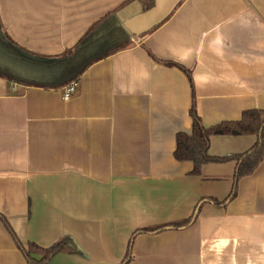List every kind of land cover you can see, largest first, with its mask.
<instances>
[{"label": "crops", "instance_id": "obj_1", "mask_svg": "<svg viewBox=\"0 0 264 264\" xmlns=\"http://www.w3.org/2000/svg\"><path fill=\"white\" fill-rule=\"evenodd\" d=\"M125 1L0 0V22L20 47L56 56ZM141 4L122 13L131 45L92 65L71 99L0 77V264H27L3 219L24 247L67 237L83 252L49 264H120L138 229L230 194L236 162L192 175L174 158L176 135L192 131L193 88L207 128L264 111V0ZM256 141L213 136L209 152L241 154ZM129 264H264V159L226 206L206 202L187 228L136 236Z\"/></svg>", "mask_w": 264, "mask_h": 264}, {"label": "trees", "instance_id": "obj_2", "mask_svg": "<svg viewBox=\"0 0 264 264\" xmlns=\"http://www.w3.org/2000/svg\"><path fill=\"white\" fill-rule=\"evenodd\" d=\"M136 0H127L118 10L111 11L95 22L77 43L56 56H42L31 53L15 43L4 31L0 22V56L11 62L26 66L39 73V76L29 78L14 71L12 68L0 64V77L9 82L44 89H62L79 78L95 63L104 60L118 52L127 49L132 42L131 35L123 27L122 10L126 5ZM141 12H147L156 6V0H139ZM157 25L145 31L143 35L155 30ZM167 67H177L187 73L191 83V73L183 66L172 61L157 59ZM193 87V86H192ZM192 131L176 135L174 158L179 162L189 161L193 164L192 175L199 176L204 165L209 163L236 162V171L233 177V187L228 197L223 201L217 199H202L196 206L193 214L183 220L162 224L155 227L138 229L130 238L126 255L120 264H129L133 259V245L136 236L142 233H160L168 229H184L189 227L199 215L201 207L211 202L216 207H224L237 196L239 181L254 173L264 159V111L254 109L244 111L238 121H225L212 127H205L195 106L193 88V102L190 109ZM213 136H256L257 141L246 152L241 154L214 157L210 154V140ZM7 229L13 235L17 246L23 252L27 264H49L51 259L60 254L82 255L83 252L70 238H62L48 248L29 243L24 247L15 237L8 223L3 219Z\"/></svg>", "mask_w": 264, "mask_h": 264}, {"label": "water", "instance_id": "obj_3", "mask_svg": "<svg viewBox=\"0 0 264 264\" xmlns=\"http://www.w3.org/2000/svg\"><path fill=\"white\" fill-rule=\"evenodd\" d=\"M133 3V2H132ZM126 9L124 8L121 12L123 13ZM123 25V24H122ZM124 27V26H123ZM128 32V31H127ZM129 33V32H128ZM130 34V33H129ZM0 64L6 65L10 68H12L14 71L20 73L21 75H24L29 78H34L36 76H39L40 74L37 72H34L33 70H30L26 66L11 62L9 60H6L0 56ZM79 248V247H78ZM80 249V248H79Z\"/></svg>", "mask_w": 264, "mask_h": 264}, {"label": "built area", "instance_id": "obj_4", "mask_svg": "<svg viewBox=\"0 0 264 264\" xmlns=\"http://www.w3.org/2000/svg\"><path fill=\"white\" fill-rule=\"evenodd\" d=\"M77 87H78L77 81L72 82L69 85L63 87L62 88V98L66 101L71 99L74 96V94L76 93Z\"/></svg>", "mask_w": 264, "mask_h": 264}, {"label": "rangeland", "instance_id": "obj_5", "mask_svg": "<svg viewBox=\"0 0 264 264\" xmlns=\"http://www.w3.org/2000/svg\"><path fill=\"white\" fill-rule=\"evenodd\" d=\"M34 72H36V71H34Z\"/></svg>", "mask_w": 264, "mask_h": 264}]
</instances>
